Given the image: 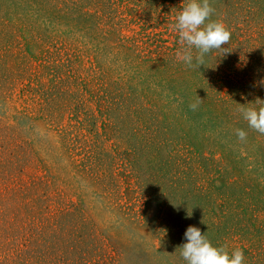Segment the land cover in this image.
Segmentation results:
<instances>
[{
    "label": "rangeland",
    "instance_id": "1",
    "mask_svg": "<svg viewBox=\"0 0 264 264\" xmlns=\"http://www.w3.org/2000/svg\"><path fill=\"white\" fill-rule=\"evenodd\" d=\"M186 2L0 0V264H185L191 225L264 264V0H210L200 67Z\"/></svg>",
    "mask_w": 264,
    "mask_h": 264
},
{
    "label": "clouds",
    "instance_id": "2",
    "mask_svg": "<svg viewBox=\"0 0 264 264\" xmlns=\"http://www.w3.org/2000/svg\"><path fill=\"white\" fill-rule=\"evenodd\" d=\"M214 11L210 0H187L176 16L173 28L178 33L181 45L176 59L187 67L204 65L206 55L230 43L231 30L222 20L211 18ZM198 105L199 101L191 104L190 108L195 110ZM238 111L250 129L264 135V104L258 108L241 107ZM235 134L242 141L248 135L244 129H236ZM188 215L191 213L188 212ZM185 239L186 242L179 246L185 264H245V254L241 248L230 251L227 245H214L205 232L202 233L194 225L187 228Z\"/></svg>",
    "mask_w": 264,
    "mask_h": 264
}]
</instances>
